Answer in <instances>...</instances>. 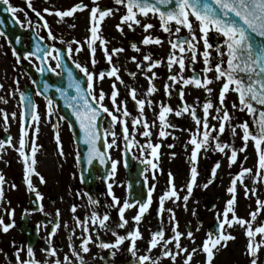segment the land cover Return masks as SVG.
<instances>
[{
  "label": "snow or ice",
  "instance_id": "obj_1",
  "mask_svg": "<svg viewBox=\"0 0 264 264\" xmlns=\"http://www.w3.org/2000/svg\"><path fill=\"white\" fill-rule=\"evenodd\" d=\"M44 4L47 6L38 9L33 0H24L33 19L25 7L0 0L12 23L31 33L27 44L21 36L14 37L15 44L23 48L20 51L12 46L7 33L0 31L11 49V71L16 73L4 76L5 81L11 79L7 88L0 83L4 93L0 105L15 102L12 109L0 107V129L7 134L13 124L18 126L15 137L0 138V162L8 166L5 157L15 153L20 165V184L8 181L0 171V234L7 236L17 227L9 193L18 192L21 186L31 205L23 208L21 220L38 212L45 219L36 223L35 230L37 235L42 230L46 233L41 258L34 245L12 239L11 252L0 247V264H95L97 259L108 264L122 251L128 255L127 264H215L237 239L234 230L244 237L242 254L247 264H264V199L260 195L264 190V0H109L108 4L76 0L64 8L55 0H44ZM18 13L23 14V21ZM81 14L86 21L84 35L65 37L63 29H76ZM47 17L53 18L52 23ZM109 20L116 21L111 26L116 35H105ZM129 33L139 35V41ZM81 55L85 56L83 62L78 58ZM101 60L106 67H97ZM24 62L39 74V82L21 71ZM49 74L59 82H50ZM23 76L28 77L31 88H21ZM160 80L162 85L157 83ZM161 92L162 98L157 100ZM35 98H42L43 110ZM177 120L188 123L180 125ZM63 121L68 122L74 142L84 145V150L77 148L74 155L80 183L86 182L88 173L102 179L106 188V199L101 201L87 191L68 187L58 197L61 203L66 202L65 196L74 201L68 205L67 219L60 208L46 211L45 196L36 183L47 184L38 170L42 125L53 131L59 160L67 158L59 131ZM181 136L188 164L186 179L178 186L169 170L165 187L154 196L158 176L164 175L161 148L177 147L163 142L180 141ZM250 148L254 163L246 167ZM113 152H119L120 158H114ZM210 153L222 159L213 163L201 183L200 160ZM176 155L169 153L170 159ZM130 161L142 166V180L132 178ZM121 165L129 172L126 185L117 179ZM225 165L229 170L228 198L222 208L213 206L215 225L198 244L196 233L203 228V221L189 202L199 204L196 190L212 186ZM234 167L236 171H232ZM72 179H77L76 173ZM134 184L143 191L134 192ZM115 187H125L122 200ZM241 192L243 199L250 201L246 216L238 214ZM154 200L157 223L148 229L145 239L141 225L152 215ZM56 202L51 199L52 204ZM81 208L85 210L82 216ZM132 209L135 212L128 217ZM177 209L197 217L196 227L188 221L181 230ZM61 231L66 233V252L54 240ZM108 234L112 239L105 240ZM93 247L99 252L92 253ZM196 256L202 260L197 262Z\"/></svg>",
  "mask_w": 264,
  "mask_h": 264
},
{
  "label": "flooded vegetation",
  "instance_id": "obj_2",
  "mask_svg": "<svg viewBox=\"0 0 264 264\" xmlns=\"http://www.w3.org/2000/svg\"><path fill=\"white\" fill-rule=\"evenodd\" d=\"M75 2L76 0H55L56 5L61 8L68 7ZM85 2L87 3L88 0H85ZM11 3L15 6L25 7V10L28 11L29 16L35 19L34 14L31 13V11L28 10L26 6L24 5V0H11ZM33 3H34V6L37 7L38 9L47 6L44 4V0H33ZM101 3L108 4L109 0H101ZM17 15L22 21L24 20V16L22 13H18ZM5 17H6L5 32L7 33L9 38L12 40V46L18 48V50L20 51H23V48L21 46L15 44L14 37L21 36L25 44H27L31 37V33L25 32L18 25H14L12 23V17L10 14L5 12ZM47 19L49 20V23H52L53 21L52 17H47ZM75 23L77 24L76 29L74 30L67 29V28L63 29L62 34L65 37L71 38L72 36H75L76 38H80L82 35H84V28H85V23H86L84 16L81 14L79 18L75 21ZM114 23H116L115 20H109L107 22V25L105 27V35H108L109 33L116 35V33L111 27ZM53 28H54V31H56L58 35L61 34L60 30L56 29V26L54 24H53ZM137 32H139V29H137ZM212 35L214 36V34ZM128 36L136 41H139L140 39V36L137 35L136 33H129ZM3 41L5 44V48H6V53H7L6 56L7 58H9L10 63L13 64L14 60L11 56V49L8 47V42L5 41L4 37H3ZM123 44L125 47H127L128 40L124 39ZM153 51L160 52V49L154 48ZM128 54L132 55L133 53L129 51ZM78 58L80 59L81 62L85 60L84 55H81ZM97 58L100 59L99 53L97 55ZM97 67L98 68L106 67V65L104 64L103 60H101L100 64H98ZM129 67H132V65H129ZM199 67L200 65L197 66L198 69ZM21 71L22 72L26 71L28 73V76H31L32 78L36 79L38 82L41 79L39 74H37L35 70L30 65H28L27 62L23 63ZM160 71L161 73H163V69H161ZM47 78L49 79L50 82H57V83L59 82V78L52 76L50 74ZM125 79H127V77H125ZM157 83L162 85L163 80H160ZM20 86L21 88H24L25 86H28L29 88L32 87L27 76H23L20 79ZM103 87L105 91H108L109 85L107 82L104 83ZM121 91L123 92V89H121ZM195 94L196 93H193V95ZM161 98H162V92L160 94H157L156 96L157 100ZM232 98L233 97L231 96L229 97L230 100ZM35 99L36 100L39 99L42 101V98H35ZM188 100L190 102L192 100V96H189ZM171 103L175 105L177 103V100L173 99ZM128 107L130 110L132 109L133 105L131 102H129ZM149 117L151 118L150 113H149ZM176 123L180 125H186L188 121L187 120H177ZM41 128L49 132V138L52 142L51 146L53 148V155H44L43 149H41V152L38 154V159H39L38 170L46 178L47 184L39 185L38 181L36 183H37V187L39 191H41L45 196L44 204H45L46 211L53 212L55 208H60L63 219H67L68 205L73 203L74 201L72 200L71 197L65 196L66 202L61 203L58 197L64 194L68 187H71L73 191H76V190L87 191L90 194H92L95 198H98L101 201L105 200L106 199V195H105L106 188H105L104 181L102 179H96L93 175H90L88 173H85V177H86L85 183L83 184L80 183L78 179L80 171L77 165L75 164L74 155H75V150L77 148L83 151L84 145L74 142L73 133L69 131L67 121L60 122V129H59L60 135L62 137L64 150L66 153H68L67 158L64 161H60L57 154H55L56 145L53 139V131L51 127L42 125ZM177 135H180V134L177 133ZM183 139L184 137L181 136L180 141H172L171 139H169L163 142L165 145L167 143H176L177 147L174 149H169L166 146L161 148V152L163 153L161 157V166L164 170V175L158 176L157 190L154 196L158 195L160 190L165 187L166 181H167V172L169 170L175 174L176 184L178 186L182 184L184 180L186 179L188 164L186 163V156H185V153L182 147ZM39 140L40 138L38 139V143H39ZM170 152H175L177 154L174 159H170L169 157ZM112 155L114 158H120L119 152H113ZM221 159L222 158L220 157L219 154L210 153L208 154V157L206 159L200 160L199 168H200L201 175L199 179L201 183H203L205 178L209 175L210 168L213 165V163L216 160H221ZM61 163H62V167L60 166ZM130 163L133 165L132 178L138 181L142 180V177L139 176V169L142 166L139 165L137 161H130ZM95 166L99 167L98 165H95ZM5 168H6L5 163L0 162V171H2L6 179L10 182L15 181L17 184H20V172L13 171V170L5 171ZM228 171L229 170L227 169L226 165L222 166L221 170L219 171L218 179L212 186H210L207 190H200V189L196 190L195 196H196V199L199 200V204H193L191 201L189 202V207L190 208L195 207L198 211V218L203 221V228L201 229L200 232L196 233V241L198 244L204 238L205 231L209 230L215 225L214 214L212 211L213 206L215 205L216 209L222 208L225 200L228 198L227 193L225 191V188L229 182ZM232 171H236V170L233 168ZM73 173H76L77 175V179L75 180L72 179ZM117 179L118 181L122 182L125 185L129 181V172L122 165L119 167ZM132 190L136 193L143 191L142 188L139 186V184H134ZM114 191H115V194L121 198V200L124 198L125 187H115ZM9 199H11L12 206L16 209L15 221H16L17 227L12 229L11 232L7 236L0 234V247H3L6 251L11 252L9 243L12 239H15L17 243L19 244L34 245L37 257L41 258L42 253L40 252V249L41 247H44L43 237L46 235V233L42 230L40 231L39 235H37V232L35 230V225L38 221L45 219V218L37 212V213H34L31 217H29L27 221L21 220V212L23 208L31 207L30 202H29V196L25 193L23 186H21L18 192H10ZM51 199H56L57 201L56 204H52ZM75 202L83 203V201H75ZM168 206L171 207V204H169ZM155 207H156V202L154 200L153 207H152V215L146 216L144 219V222L141 225V230L144 232L145 239H147L149 235L148 229L155 228L156 223H157L155 220ZM245 208H246V204L243 205V212L246 211ZM84 211L85 210L81 208L79 210V214L82 216L84 214ZM134 212H135V209L129 210L127 212V216L131 217L134 214ZM112 215L115 218V212H113ZM177 217L179 219L181 230H184L185 225L188 221L192 222L193 228L196 227L197 217H192L190 214L184 213L180 209H177ZM5 219H7L6 216H5ZM234 234L236 235L235 230H234ZM103 238L105 240L112 239L110 234L105 235ZM54 240L57 244H60L63 246L64 252L68 250L66 247V233L64 231H61L54 238ZM185 243H188V242L185 241ZM231 243H235V241L230 242L229 246ZM189 247H191V245H189ZM98 252H99V249L95 247L92 248V253H98ZM103 255L106 256L107 252L103 253ZM228 255H231L230 251H228ZM219 259H220V255L217 257L215 264H219ZM242 259L244 261H242L241 264H246L247 257H243ZM127 260H128L127 253L122 251L117 254L114 261H109L108 264H127ZM195 260L197 262L201 261L202 256H196ZM95 264H104V262L97 259L95 261ZM164 264H168V262L165 261ZM227 264H240V263L239 261L236 262V259L230 258L229 263Z\"/></svg>",
  "mask_w": 264,
  "mask_h": 264
},
{
  "label": "rangeland",
  "instance_id": "obj_3",
  "mask_svg": "<svg viewBox=\"0 0 264 264\" xmlns=\"http://www.w3.org/2000/svg\"><path fill=\"white\" fill-rule=\"evenodd\" d=\"M0 45H3L2 48H0V83H5V87L7 88L9 84H11V79H8L7 81L4 80V76L7 75L8 77H12V76H16V73H13L11 71V63L9 61V58H7V56L4 55V53H6V48H5V44L3 41V37H0ZM4 93L2 91H0V95H3ZM233 99V98H232ZM38 103L41 104V110H43V101L41 100H37ZM15 106V102H10L9 105L4 106V105H0V107H7L9 109L14 108ZM18 132V126L17 124H13L11 129H10V133H4L3 129H0V138H2V135L6 134H11L13 137H15L17 135ZM39 144L43 145V154L44 155H53V148L51 146L52 142L49 138V132H47L46 130H44L43 128H41L40 130V135H39ZM237 144H239V139H237ZM251 148L249 149V155H250V159L247 162V164L245 165L246 167H250L253 163L254 160L251 158ZM56 154V152H55ZM5 160L8 161V166H6L5 171H18L20 172V165L17 163L16 160V155L15 153H9L6 157ZM235 169V167H234ZM236 170V169H235ZM261 198L264 199V190H261ZM250 203V201H246L243 199V194L241 192L240 194V198H239V211L238 214L240 216H246V211L243 212V205H248ZM254 207V204H253ZM246 210V208H245ZM237 239L235 240V243H231L228 250H225L221 255H220V259H219V264H227L229 263L230 258L231 259H236V262L239 261V263L241 264L242 261H244L242 258L246 257L242 254L243 249H244V244H245V240L244 237L241 235L239 230H235ZM228 251L231 252V255H228ZM241 258V259H239ZM247 264V262H246Z\"/></svg>",
  "mask_w": 264,
  "mask_h": 264
},
{
  "label": "water",
  "instance_id": "obj_4",
  "mask_svg": "<svg viewBox=\"0 0 264 264\" xmlns=\"http://www.w3.org/2000/svg\"><path fill=\"white\" fill-rule=\"evenodd\" d=\"M0 21H4L3 24H0V31H4L5 32V24H6V17H5V12L3 11V6L0 5ZM66 114V113H64ZM71 119V118H69ZM68 123V122H67ZM6 134H4L2 136V138H6Z\"/></svg>",
  "mask_w": 264,
  "mask_h": 264
}]
</instances>
